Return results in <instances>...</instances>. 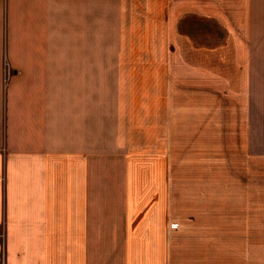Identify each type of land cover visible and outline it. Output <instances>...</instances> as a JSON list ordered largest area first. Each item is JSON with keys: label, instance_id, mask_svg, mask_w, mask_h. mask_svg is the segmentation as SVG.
Returning a JSON list of instances; mask_svg holds the SVG:
<instances>
[{"label": "crops", "instance_id": "obj_1", "mask_svg": "<svg viewBox=\"0 0 264 264\" xmlns=\"http://www.w3.org/2000/svg\"><path fill=\"white\" fill-rule=\"evenodd\" d=\"M27 2L41 14L27 22L32 75L5 124L0 108V259L264 264V0H122L123 99L151 112L155 133L134 136L123 120L121 151L140 147L127 167L159 169L136 208L107 207L98 192L96 83L86 79L98 73L97 0ZM211 120L232 136V159L172 156L179 131L205 135Z\"/></svg>", "mask_w": 264, "mask_h": 264}, {"label": "rangeland", "instance_id": "obj_2", "mask_svg": "<svg viewBox=\"0 0 264 264\" xmlns=\"http://www.w3.org/2000/svg\"><path fill=\"white\" fill-rule=\"evenodd\" d=\"M28 3L27 0H0V108L4 124L9 114L10 102L12 100L18 102L20 97L25 95L26 82L32 75L25 72L26 45L32 43L26 41V32L33 27L27 22L30 21L31 23L33 18L37 19V16L41 14L33 12L35 10L29 8ZM97 3L98 73L91 74V77L86 79L96 83L94 90L97 93L98 104V192L99 196H102L104 200L106 199L104 204L107 207L136 208L144 202V195H148L149 184L159 169L142 167L141 165L136 168L133 165L137 166L138 163L134 162L131 167L126 166L128 157L131 158V153L138 155L139 152H135V150H139L140 147H133L130 154L121 151L123 150L120 146L122 142L121 133H124L122 132L123 120L128 121V118L130 119L134 136L140 130L143 136L150 135L153 138L155 128L152 126L149 117L151 112L149 114L146 111H139L142 106L137 102L127 105L123 99L125 90H123L122 83L128 74L121 72L123 68L121 56L128 43L125 40V34L131 28L130 24L127 23L128 20L123 18L125 11L123 2L122 0H97ZM40 11L43 10L40 9ZM137 19L138 17L135 16L133 37L138 39ZM209 29V34L216 35L217 38L216 26ZM212 43L215 45L217 42L214 40ZM38 48H41V44ZM135 48H140L139 42ZM106 66L108 71H105ZM132 75L134 74H130L131 77ZM226 107L230 108L232 105L224 106L225 110L229 111ZM184 117L185 115H182L183 120H179L182 125L185 124ZM138 118L141 119L140 122ZM126 123L128 124V122ZM203 123L208 126L209 122ZM212 123L217 125L216 121L211 120L210 129L205 132V135L189 137L186 135V129L179 131L176 151L171 152L172 156L183 162L232 159V136L227 138L219 136L218 129L213 127ZM225 139L227 140L226 146L223 147L221 141ZM134 143L138 145L136 141L132 145ZM125 146L127 145L124 144ZM112 150L115 151L112 152ZM128 174H131L136 185L127 183ZM138 178L140 185H138ZM138 188L139 197L137 195ZM150 192L152 193V191ZM135 197L136 200H134ZM100 201L99 204L103 202ZM149 204L152 202L150 201ZM4 235V238L1 239L3 243L6 234L4 233Z\"/></svg>", "mask_w": 264, "mask_h": 264}, {"label": "built area", "instance_id": "obj_3", "mask_svg": "<svg viewBox=\"0 0 264 264\" xmlns=\"http://www.w3.org/2000/svg\"><path fill=\"white\" fill-rule=\"evenodd\" d=\"M2 149H4V147H2ZM4 236V232L0 231V239L4 238ZM0 264H6L5 256H2V258L0 259Z\"/></svg>", "mask_w": 264, "mask_h": 264}]
</instances>
